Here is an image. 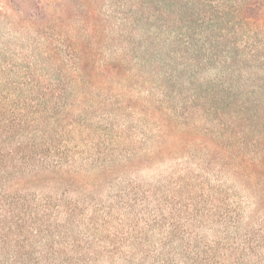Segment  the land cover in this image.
Listing matches in <instances>:
<instances>
[{
    "label": "trees",
    "instance_id": "trees-1",
    "mask_svg": "<svg viewBox=\"0 0 264 264\" xmlns=\"http://www.w3.org/2000/svg\"><path fill=\"white\" fill-rule=\"evenodd\" d=\"M5 11L0 264H264V0Z\"/></svg>",
    "mask_w": 264,
    "mask_h": 264
},
{
    "label": "rangeland",
    "instance_id": "rangeland-1",
    "mask_svg": "<svg viewBox=\"0 0 264 264\" xmlns=\"http://www.w3.org/2000/svg\"><path fill=\"white\" fill-rule=\"evenodd\" d=\"M7 6H8V0H0V7H3V10L0 9V33L2 34L1 40L3 41L7 39V34H8L7 25L10 21L9 11L8 12L5 11Z\"/></svg>",
    "mask_w": 264,
    "mask_h": 264
}]
</instances>
